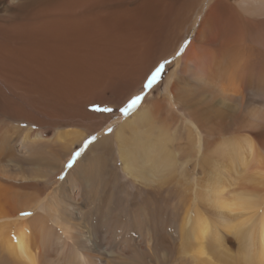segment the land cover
Instances as JSON below:
<instances>
[{"label":"bare ground","instance_id":"obj_1","mask_svg":"<svg viewBox=\"0 0 264 264\" xmlns=\"http://www.w3.org/2000/svg\"><path fill=\"white\" fill-rule=\"evenodd\" d=\"M0 11V89L10 99L40 114L63 103L66 115L78 100L116 109L151 79L136 110L89 149L121 152L120 172L135 182L126 186L157 202L162 182L150 187L140 159L122 152H196L198 166L178 169L208 176L192 189L196 213L170 218L173 236L157 241L139 219L115 217L116 206L128 209L121 202L99 203L80 160L68 175L77 182L67 176L48 192L38 152L18 157L0 138V264H264V0H0ZM182 181L171 180L178 194ZM91 193L92 208L81 204Z\"/></svg>","mask_w":264,"mask_h":264},{"label":"rangeland","instance_id":"obj_2","mask_svg":"<svg viewBox=\"0 0 264 264\" xmlns=\"http://www.w3.org/2000/svg\"><path fill=\"white\" fill-rule=\"evenodd\" d=\"M150 81L151 79L144 85L136 97L119 108L112 109L111 106H103L100 103L84 107L85 104H81L82 100H78L76 104L75 102L68 103L66 107L67 110L65 109L66 115L61 111L63 103L48 105L44 110L45 112L40 114L32 108L27 107L28 105L26 103L18 101L15 98L12 99V97L11 100L9 97L10 95L0 89V138L3 139L5 137L10 140L8 146L11 152H14L18 157L28 158L30 155L27 154V152H38L41 156V161L39 162L40 168L37 169V171L39 174L44 173L47 176L45 180L48 182V192H51L50 189L61 191L64 182H66L65 179H67V176L71 173L72 167L80 160L81 166L85 168V171L89 172V176H92L89 177L90 179L88 181L90 188L100 190V193L98 195L96 194L97 198H100L99 203L111 199L110 201L121 202L128 208H117L116 206L115 217H130L132 221L133 219H139L142 223L141 231L145 230L149 235L156 237L157 241H160L163 235H170L172 237L173 235L171 232L173 229L176 230V228L168 224L169 219L172 217L181 219L184 215L186 217H191V215L197 211V202L194 201L195 197L192 190L195 186L194 183L197 180L202 183L208 180V176L204 172L196 170L192 175H187L185 172L182 173L181 170L178 169V167H181V164H184L185 167L188 166V168H191L194 164L197 165L196 152H166V154H168L166 157L157 156L156 158H154V154L158 152H153V154H148V152H122L129 155L134 153L133 155L140 159L141 164L137 167V173L141 172L140 174H143L150 187L156 188V184H159L160 181L162 182L161 185L159 184L160 195L158 196L157 202L154 194L143 193L138 195L135 194V190L126 186L127 182H135L132 178L130 179L131 176H126L125 179L123 178V175H125L124 169L122 168L124 163L119 159L121 152H110V146H102L99 150L96 148L94 152L89 149L96 143L109 137L111 133L124 123V121L136 110L135 106L129 108V105L137 97L142 98L148 93ZM71 95L72 94L68 95V97L71 98ZM138 102L135 105H137ZM10 103L19 106L15 109H7ZM19 108L23 109L22 112L26 113V116H18L15 110ZM105 109H110V111H105ZM83 113H85L89 119H82L81 115H83ZM78 114L80 115L79 119ZM97 116L96 122L93 121L94 119L92 117L95 118ZM97 119H100L102 123L100 124V121ZM24 137L25 144H30L32 151H29L30 149H27V145L25 146L21 142ZM81 157L82 159H80ZM87 157L89 158L86 159ZM150 159H152V161H149ZM120 169H122L123 175ZM72 173H74L72 176H68V178L70 177L68 186L72 183L75 184L77 178H79L76 172ZM173 178H185V181L182 182L187 188L182 189L180 194H178V190L172 185L171 180ZM84 185L85 184L82 186ZM42 186L43 185L40 184L37 188L41 189ZM77 192V189H73L72 192H69L71 201H79V197L76 196ZM184 194L190 195L187 202L181 199V196ZM96 195L91 193L84 196L81 204L91 206L93 204L92 199L94 200ZM51 197L56 198L55 194H51ZM62 197H64V195H62ZM191 199L192 201H190ZM193 201L194 203H192L191 209L189 210V203ZM132 204H137V207H132ZM256 208L264 211V204L260 207L256 206ZM199 210H201V208H199ZM157 211L161 212L160 216L156 215ZM179 219L176 222L178 226L180 223ZM93 223H96V221H93ZM246 226L244 230L250 228L248 225ZM132 227L133 231L136 230L134 226ZM253 231H255L258 237L259 231L254 228ZM241 238L244 239V237ZM229 239L232 244L227 242L226 248L229 247L228 250H231L237 244V241L232 236H230ZM240 243L242 249L246 248L251 251L256 250L255 247L252 248V246H248V242H245L243 245L240 240ZM144 251V260H147L150 253L146 249ZM154 254L155 256L157 255L158 259L161 261L162 257L165 255V250L163 247H158ZM130 258L132 261L129 263H139L140 261L137 255H132Z\"/></svg>","mask_w":264,"mask_h":264},{"label":"snow or ice","instance_id":"obj_3","mask_svg":"<svg viewBox=\"0 0 264 264\" xmlns=\"http://www.w3.org/2000/svg\"><path fill=\"white\" fill-rule=\"evenodd\" d=\"M158 72H159V70H157V73H155V74L153 75V77H152L153 80L155 79L156 75H158ZM139 99H140V98L137 97L134 101H132V102L130 103V105H129V108L134 107L135 104L139 101ZM105 111H110V109H105Z\"/></svg>","mask_w":264,"mask_h":264}]
</instances>
